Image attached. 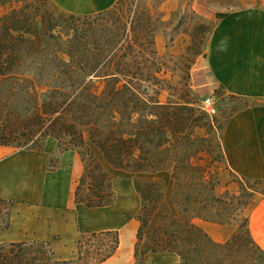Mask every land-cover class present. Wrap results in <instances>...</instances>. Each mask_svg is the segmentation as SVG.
<instances>
[{
  "label": "trees",
  "instance_id": "1",
  "mask_svg": "<svg viewBox=\"0 0 264 264\" xmlns=\"http://www.w3.org/2000/svg\"><path fill=\"white\" fill-rule=\"evenodd\" d=\"M48 1L0 0V145L43 152L55 139L49 171L66 151L77 152L83 171L74 200L88 208L113 206L115 177L131 174L141 199L134 264H145L149 253H176L180 264H264L248 213L264 197V178H226L223 124L201 107L188 81L180 86L167 75L169 58L156 40L171 23L168 0H118L91 14ZM230 2L237 10L262 4ZM184 12H172L182 14L180 27ZM210 25L201 17L195 43ZM196 60L182 62L185 80ZM17 202L0 198V231L10 228ZM201 220L237 230L220 242ZM54 239L0 240V264H102L121 245L117 229L80 231L77 255L65 259Z\"/></svg>",
  "mask_w": 264,
  "mask_h": 264
},
{
  "label": "crops",
  "instance_id": "2",
  "mask_svg": "<svg viewBox=\"0 0 264 264\" xmlns=\"http://www.w3.org/2000/svg\"><path fill=\"white\" fill-rule=\"evenodd\" d=\"M117 1L52 0L62 10L77 14L107 10ZM190 80L193 89L202 96L211 95L218 83L241 97L264 98V0L259 6H248L222 16L205 55L191 67ZM223 136L230 167L239 175L263 179L264 103L234 114ZM50 140H54L55 148L49 152L15 151L10 146L0 145V198L18 201L10 228L0 231L1 241L51 239L52 233L57 232L64 240L75 244L77 255L80 231L119 230L117 219L113 206L88 208L75 203V185L67 192L72 169L69 154H74L79 176L83 163L77 152L66 151L61 156L60 167L49 171L48 160L57 148L56 140ZM248 213L250 231L264 248V197L250 206ZM199 223L220 242L228 240L237 230L234 225L202 220ZM136 233L137 230L132 231L129 240L134 242L132 250L121 254L120 245L117 254L102 264H134ZM145 264H180V258L176 253H149Z\"/></svg>",
  "mask_w": 264,
  "mask_h": 264
},
{
  "label": "rangeland",
  "instance_id": "3",
  "mask_svg": "<svg viewBox=\"0 0 264 264\" xmlns=\"http://www.w3.org/2000/svg\"><path fill=\"white\" fill-rule=\"evenodd\" d=\"M244 3L247 6L249 2L244 1ZM48 5L60 9L52 2V0L48 1ZM181 7L185 9V14L188 11L189 13L184 19L186 21L185 24L180 27L179 22L182 19V14L173 15L172 12L179 10ZM238 8L239 7L237 6H233L230 0H168L163 6V10L167 11L165 19L171 20V23L158 33L156 40L157 49L161 56L169 58V71L167 75L172 78L175 83L180 81V86H184L185 82L188 81V86L193 91V94L198 97L199 103H201V99L206 96L199 95L193 89L190 77L186 76L185 80L184 76L186 75L187 69L183 70L185 67L182 62H189L193 58L198 59L200 56H204L209 40L212 36L211 33L220 22L222 16L228 12L235 11ZM193 9L196 11L195 13H193ZM201 17L211 21L210 32L202 42L195 43L194 36L196 24ZM171 38H173V40H171ZM180 57H187L189 60L186 59V61H181L182 59H180ZM211 95L213 98V104L209 113L217 116L219 122L223 124V133L228 119L233 114L246 108L247 101L250 104L264 103V98H250L249 100L240 98L239 95L229 92L224 86L219 85L218 83L215 84L214 92H212ZM53 148H55V142L54 140H49L45 150L49 152ZM13 149L17 151L15 148ZM69 156L72 169L67 192H71L74 185V187H76L77 180L79 178V171L77 163L74 160V154L70 153ZM224 174L227 179H232L233 175H238L230 167L228 162L226 163ZM163 177L166 181L167 191L170 192L173 186V181L168 174H165ZM114 186L118 195L117 201L113 205L115 218L117 219L116 225L121 233V239L127 238L130 240L132 231H136L138 228L136 214L140 208L141 199L134 188L131 174L125 173L116 176ZM50 238H55L54 246L59 257L65 259L75 257L76 247L72 241L64 240L57 232L52 233ZM0 240H3V234H0ZM133 243L134 242L132 241V243L127 246L121 244L120 253L123 254L132 250Z\"/></svg>",
  "mask_w": 264,
  "mask_h": 264
},
{
  "label": "built area",
  "instance_id": "4",
  "mask_svg": "<svg viewBox=\"0 0 264 264\" xmlns=\"http://www.w3.org/2000/svg\"><path fill=\"white\" fill-rule=\"evenodd\" d=\"M212 104H213V98H212V95H207L205 98H203L201 100V107L205 110H207L208 112L211 111L212 109Z\"/></svg>",
  "mask_w": 264,
  "mask_h": 264
},
{
  "label": "bare ground",
  "instance_id": "5",
  "mask_svg": "<svg viewBox=\"0 0 264 264\" xmlns=\"http://www.w3.org/2000/svg\"><path fill=\"white\" fill-rule=\"evenodd\" d=\"M122 245L127 246L129 244V240L126 238L122 239Z\"/></svg>",
  "mask_w": 264,
  "mask_h": 264
}]
</instances>
